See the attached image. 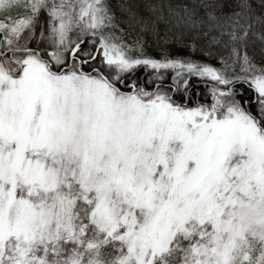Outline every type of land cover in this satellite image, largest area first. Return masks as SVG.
Returning <instances> with one entry per match:
<instances>
[{"label": "snow or ice", "instance_id": "1", "mask_svg": "<svg viewBox=\"0 0 264 264\" xmlns=\"http://www.w3.org/2000/svg\"><path fill=\"white\" fill-rule=\"evenodd\" d=\"M142 6L221 67L125 43L111 0H0V264H264V0Z\"/></svg>", "mask_w": 264, "mask_h": 264}, {"label": "trees", "instance_id": "2", "mask_svg": "<svg viewBox=\"0 0 264 264\" xmlns=\"http://www.w3.org/2000/svg\"><path fill=\"white\" fill-rule=\"evenodd\" d=\"M122 2L123 0H111L116 16L118 17V19L121 20L120 27L124 29L125 33H127V35L123 37L125 43L131 44L137 38V36H140L142 38L146 54L151 57L159 59L161 55L160 49L167 47L172 53L173 57L175 56L189 57L191 60L197 63H210L213 67H217V68L221 67L218 60L210 59L204 56L200 51L201 47L207 45V41H208L207 37H201L200 39H197L195 41V44L197 46L196 51H189L188 48L179 47L175 42H170L167 45H165L164 43L165 39L172 41V33L166 32L162 25L158 27V35L151 31H146L141 33L138 26H130L128 24L127 15L123 14L120 11L118 5ZM131 2L136 3L137 5L140 6L138 10L146 19L150 17L149 11L142 6V0H131ZM171 2L175 6L176 4L180 3L181 0H171ZM191 6L194 7V5ZM200 14L203 15L202 10ZM74 38L75 37L73 36V39ZM252 39L254 40L255 50L258 53L260 47V41L257 40L255 37H253ZM183 42L192 43L193 41L190 36L185 35ZM150 73L151 70H149V72H145L143 68H139L136 71L135 76H133V79H139L140 81H145L149 77ZM164 76H165L164 84L166 86L165 90L169 91L170 94L173 95L174 99L182 100L183 98L182 94L184 92V89L182 87L183 81L180 82L181 83L180 91L174 92L172 91L171 88L173 72L171 70H167L164 72ZM212 83L213 82L207 78H199V77L188 78V84L191 90V102H189L188 106L194 107L195 102L211 103L210 87ZM145 87L149 91H152L154 89V85L151 84H145Z\"/></svg>", "mask_w": 264, "mask_h": 264}]
</instances>
